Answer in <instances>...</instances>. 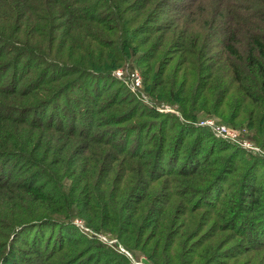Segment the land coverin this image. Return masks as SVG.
<instances>
[{"label": "trees", "instance_id": "16d2710c", "mask_svg": "<svg viewBox=\"0 0 264 264\" xmlns=\"http://www.w3.org/2000/svg\"><path fill=\"white\" fill-rule=\"evenodd\" d=\"M161 53L156 102L112 76ZM263 111L264 0H0V264H101L77 218L151 264H264L261 163L241 174L198 126L257 130Z\"/></svg>", "mask_w": 264, "mask_h": 264}, {"label": "rangeland", "instance_id": "374dc122", "mask_svg": "<svg viewBox=\"0 0 264 264\" xmlns=\"http://www.w3.org/2000/svg\"><path fill=\"white\" fill-rule=\"evenodd\" d=\"M197 11H201V10L197 9ZM141 51L144 52V54L147 55V57H150V55L154 53L152 52V48L150 49L144 48ZM221 54L222 51L220 50H216L215 52L210 53L208 56L204 54L203 58L205 60L204 61L205 64L203 66L214 64L217 61L220 62L222 59ZM164 58L165 55L163 57L161 53L158 57L159 60L157 63L150 62L149 58H146V60H144V62L140 65H136V64L132 65L131 63L124 65L123 67H119L113 70L112 76H114L116 80L120 82L121 85L130 88L131 93H133L138 100L141 99L143 101L150 100L151 102L152 101L156 102V100L160 99V96L158 95L157 90L156 93L158 95V98L156 97L155 93H152L146 89L148 86L146 87V85L144 86L143 84L144 77L142 75V72L147 71L148 67L151 65L158 66L160 68ZM221 67L222 68H221V72L219 73V76L222 78V83L221 86H219L218 89L215 91V93L216 96L220 95L222 97V92L229 91L230 86L229 84L226 83V78L228 79V75L226 74V67L223 66ZM173 70L174 69L172 68L170 73L168 75H165L164 78L169 81H176L177 86L179 88L182 75L177 76L176 74L173 73ZM201 73H202L201 75L203 76H210V73H208V71H203ZM187 77H190V75L187 74ZM191 86L192 85L189 84L186 87L185 89L186 94L191 95L192 93L190 90ZM194 96L195 95H192L191 98H193ZM239 100L240 97L238 94L232 95L230 98V101H232V103L230 104V109L231 108L232 110L236 109L240 103ZM162 103L163 106L158 107L159 112L161 113L164 112L166 114L173 115L177 117L179 120L184 121L180 116L181 111L177 105H173L168 101L166 102L163 101ZM198 106L199 105H197V107ZM189 109H191V105ZM231 113H228L229 116L231 115ZM232 114L236 116V114L234 113ZM247 115L248 114H246V116ZM260 121H261L260 126H256L258 128L257 130H252V129L248 130L245 124L244 126H242V124L239 125L240 123H242L239 120H235V122L229 126V124L219 119V117L213 115L209 116L208 120L205 122H199V120L197 122H199L198 126L204 127L206 129L208 138L204 142V146L209 150H214L215 152L217 149H221L222 147L226 146V144L235 146L232 147V149L230 150V151H235V154L231 156L228 162L229 161L232 162L230 165L231 168L238 167V169L241 170V174H244L245 172L244 164L249 163L251 161L249 160V158L259 159L258 161L261 163V166L262 163H264V119H261ZM197 122L195 123L191 122L189 123V125H191L192 127H196ZM244 122H247L246 117ZM227 155H229V153L226 154V156ZM242 159H246L248 160V162L242 163ZM261 166L258 167L259 169L258 172L261 171L260 174L264 175V169L261 170L260 169ZM73 225L75 226L78 232L77 234H82L84 237H86L87 243H90L95 247L100 246L101 249L98 251L99 253L97 257L100 254H102L100 255L101 264H103V262L105 261L110 262V260L118 258L114 262H111V264H114L116 261L122 260V257L126 260L125 262H128V264H151L148 261V259H146L145 254L139 251L130 252L129 250L125 249L122 242L117 240L116 237L112 236L110 233L98 232V231L96 232L93 229L87 228V226L85 225L84 221L81 218L75 219L73 221ZM101 251L103 253H101ZM125 262H123L122 264H125Z\"/></svg>", "mask_w": 264, "mask_h": 264}, {"label": "built area", "instance_id": "2783aa9c", "mask_svg": "<svg viewBox=\"0 0 264 264\" xmlns=\"http://www.w3.org/2000/svg\"><path fill=\"white\" fill-rule=\"evenodd\" d=\"M202 124H204V123H202Z\"/></svg>", "mask_w": 264, "mask_h": 264}]
</instances>
